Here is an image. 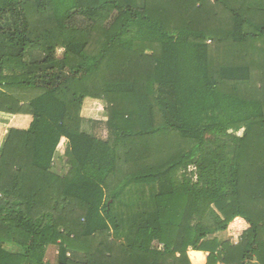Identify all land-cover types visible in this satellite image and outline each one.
I'll use <instances>...</instances> for the list:
<instances>
[{"label":"trees","instance_id":"1","mask_svg":"<svg viewBox=\"0 0 264 264\" xmlns=\"http://www.w3.org/2000/svg\"><path fill=\"white\" fill-rule=\"evenodd\" d=\"M64 2L0 0V264H264V0Z\"/></svg>","mask_w":264,"mask_h":264},{"label":"rangeland","instance_id":"2","mask_svg":"<svg viewBox=\"0 0 264 264\" xmlns=\"http://www.w3.org/2000/svg\"><path fill=\"white\" fill-rule=\"evenodd\" d=\"M141 1V0H139ZM71 0H65L64 4L70 3ZM62 4V3H61ZM67 6V5H66ZM86 19L81 17L79 19V22H83L82 24H86L84 22ZM79 25V23H76ZM58 54L61 55V51H58ZM105 103L101 99H94L91 97L85 98L83 102V106L81 109V115L84 118V124L83 127L84 129L89 132V133H94L96 137H99L101 139H105L108 135L107 129L104 125V120L106 119V111H105ZM242 133V129L238 130L236 134L240 135ZM220 139V132L219 131H209L206 132L203 136L202 143L203 144H216ZM66 144L64 142V139L61 138L59 145H58V151L60 153H63L65 150ZM56 169L60 171V165L59 163L56 164ZM194 167L190 166L188 170H193ZM145 191H147V188H145ZM228 231H226L224 234L222 233H217L212 236H209V238L215 236V235H220V239H228L230 241H233L234 243L238 241L239 236L241 235L242 231L240 230L236 232L233 228L229 230V234H227ZM218 238V236H216ZM228 237V238H226ZM155 245L156 240L153 241ZM152 242V243H153ZM56 246L55 245H50L47 250H46V255H45V260L48 261L50 264H56ZM6 249L10 251H16L20 252L21 249L18 247H11L7 246Z\"/></svg>","mask_w":264,"mask_h":264},{"label":"crops","instance_id":"3","mask_svg":"<svg viewBox=\"0 0 264 264\" xmlns=\"http://www.w3.org/2000/svg\"><path fill=\"white\" fill-rule=\"evenodd\" d=\"M31 120H32V117H31L30 114H9V113H5V112H1L0 111V126L3 127V128H6L5 138H4V141L2 142L3 144H1V146H0V152H1V149H2V147L4 145L5 140L7 138L9 130L11 128L25 129V128H27L29 126ZM62 139H64V138H62ZM64 142L66 144L65 140H64ZM231 228L236 230V232H238L239 230H240V232L241 231L243 232L245 229L248 228V224L241 217H236L229 224L228 228L225 231L217 232V233L218 234L219 233L224 234L226 231H228L227 234H229V230ZM217 233H215V234H217ZM215 236H218L219 240L223 241V239H220V237H219L220 235H215ZM226 238H228V237H226ZM226 240H228V239H226ZM231 242H233V241H231ZM193 253L201 254V256H203V258H204L203 264H206L208 252H206V251H196V250L188 249L187 255L189 257V260H190L191 264H195L193 259H192V254ZM254 263H255L254 260H252L250 263L246 262V264H254Z\"/></svg>","mask_w":264,"mask_h":264}]
</instances>
